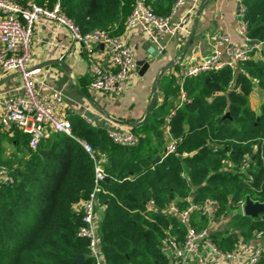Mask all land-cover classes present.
I'll return each instance as SVG.
<instances>
[{"label": "trees", "instance_id": "trees-1", "mask_svg": "<svg viewBox=\"0 0 264 264\" xmlns=\"http://www.w3.org/2000/svg\"><path fill=\"white\" fill-rule=\"evenodd\" d=\"M58 1L81 33L104 29L119 36L137 0H36L49 8ZM146 1L156 15L169 16L177 0ZM242 4L247 37L264 41V0ZM255 54L241 63L242 71L226 66L187 78L190 100L178 108L171 101L180 90L173 77L163 102L156 101L148 118L132 127L139 138L135 146L114 143L105 129L79 115L69 117L71 136L54 133L35 149L19 128L0 133V163L14 177L0 191V264H95L88 239L79 234L80 204L96 184L95 161L77 138L106 155L108 180L100 182L99 193L105 264H168L162 238L167 230L183 236L176 217L163 213L171 201L184 207L191 195L199 204L213 199L221 211L247 199L263 203L264 103L257 111L250 96L264 94V55ZM174 109L170 127L179 155H165L166 116ZM256 231L264 232V213L236 212L228 228L211 236L222 251H232L241 241H252ZM256 264H264V257Z\"/></svg>", "mask_w": 264, "mask_h": 264}, {"label": "built area", "instance_id": "built-area-1", "mask_svg": "<svg viewBox=\"0 0 264 264\" xmlns=\"http://www.w3.org/2000/svg\"><path fill=\"white\" fill-rule=\"evenodd\" d=\"M187 0H177L169 16H158L146 0H137L132 13L126 20L125 29L128 30L139 22H145L152 27L167 32L170 31V21L176 10ZM245 6L241 4L237 13V29L246 39L247 22L244 19ZM43 19L51 20L66 27L73 38L79 41L91 62L90 71L92 80L90 88L98 91H122L135 69L136 57L134 46L124 35L114 36L104 29H95L83 34L75 23L64 13L60 2L53 7L40 5L36 0H0V74L18 73L23 81V92L20 94L0 95V132H10L19 128L29 134L30 147L35 149L40 141L54 133L72 135V122L64 110V98L57 90L42 91L37 88L36 75L40 68L32 63L31 43L35 25ZM252 41V40H251ZM220 44H226L222 53L216 50L206 60L189 66H184L179 72V101L177 108L189 102L190 98L184 89L187 78L197 76L211 70L230 67L234 71H242L241 63L252 52L255 58L264 55V41H252V44H233L229 37L222 35ZM98 45L106 46L108 52V65L105 66L95 58L94 49ZM175 109L168 115L165 131L168 144L165 155L175 153L177 139L171 134L170 121ZM86 122L93 124L84 117ZM108 137L121 146H135L138 135L133 131L107 130ZM77 142L86 150L95 161V187L89 197L81 202L83 212V225L79 234L89 241V251L95 264H105L100 247L99 223L104 210L99 204V193L102 188L101 181L106 177V155L99 153L88 141L77 138ZM183 155H186L184 153ZM185 176V174H183ZM14 182V177L7 166L0 163V191L6 184ZM153 206V201L150 203ZM245 202L239 207H227L221 211L220 204L213 199H207L199 204L193 200L192 195L187 198L184 207L177 200L164 209L166 217H176L182 225L183 236L166 231L162 238L161 250L168 259V264H256L264 257V232L256 231L253 241H259L250 252L246 251V241H241L232 251H222L212 239V233L229 227L232 218L229 211L237 209L244 213ZM236 213V212H235ZM206 221V224H201ZM197 223V226L193 224ZM224 227V228H223Z\"/></svg>", "mask_w": 264, "mask_h": 264}, {"label": "crops", "instance_id": "crops-1", "mask_svg": "<svg viewBox=\"0 0 264 264\" xmlns=\"http://www.w3.org/2000/svg\"><path fill=\"white\" fill-rule=\"evenodd\" d=\"M241 4L242 0H187L172 15L170 31H160L145 22L125 29L122 35L134 46L136 63L152 60L155 66L151 70H143L137 64L126 87L112 92L90 88L91 62L82 44L66 27L43 19L35 25L31 43L32 63L40 68L36 75L37 88L61 92L68 117L79 115L84 120L86 117L93 122L91 126L106 131H132L133 126L144 122L155 88L156 101L161 104L170 80L174 77L179 83L182 67L200 63L216 50L225 52L226 44L219 43L222 35L228 36L233 44H246V39L237 29V13ZM94 54L97 61L108 65L106 46H96ZM58 60L66 64V69ZM171 60L174 64L163 73L157 84L161 68ZM22 92L20 74H0V95ZM171 101L177 105L179 93ZM99 213L103 215V210ZM258 243L253 240L247 242L246 251L250 252Z\"/></svg>", "mask_w": 264, "mask_h": 264}, {"label": "water", "instance_id": "water-1", "mask_svg": "<svg viewBox=\"0 0 264 264\" xmlns=\"http://www.w3.org/2000/svg\"><path fill=\"white\" fill-rule=\"evenodd\" d=\"M246 43L249 44V45H251L252 44V41L251 40H248V41H246ZM58 62L66 69L67 66H66V64L63 61L58 60ZM137 64H138L139 67H142L143 70L144 69L145 70H151L155 66V62L152 61V60H142V61H139ZM173 64H174V60H171L169 63H167L166 65H164L161 68V71L159 73V77L157 79V84H158V82L160 80V77L163 75V73L167 69H169ZM156 100H157V93H156V88H155V91H154L153 96H152V99H151V101H150V103L148 105V109H147V112H146V115H145L143 121H145L148 118V116H149V114L151 112V109L154 106ZM160 158L161 157L158 155L156 157L155 161L160 160ZM105 180H108V178H106ZM244 213L246 215L251 216V217H258L260 214L264 213V202L263 203H261V202H254L251 199H247L245 201ZM80 258H82V256H80Z\"/></svg>", "mask_w": 264, "mask_h": 264}, {"label": "rangeland", "instance_id": "rangeland-1", "mask_svg": "<svg viewBox=\"0 0 264 264\" xmlns=\"http://www.w3.org/2000/svg\"><path fill=\"white\" fill-rule=\"evenodd\" d=\"M264 103V96L263 94L259 91L257 94H251L250 96V105L252 108L256 109L257 111H259V108L261 106V104ZM7 144V153H10L13 151L12 146L9 143ZM237 209H231L229 211L230 216L234 215L235 212H237ZM224 228V227H223ZM225 229V228H224Z\"/></svg>", "mask_w": 264, "mask_h": 264}]
</instances>
